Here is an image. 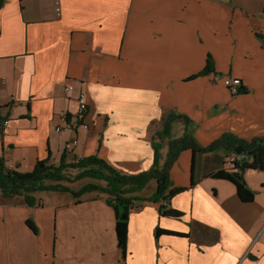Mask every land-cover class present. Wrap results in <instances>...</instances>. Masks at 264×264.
<instances>
[{
	"label": "crops",
	"instance_id": "1",
	"mask_svg": "<svg viewBox=\"0 0 264 264\" xmlns=\"http://www.w3.org/2000/svg\"><path fill=\"white\" fill-rule=\"evenodd\" d=\"M0 2V158L10 169L59 166L66 154L67 163L96 156L124 174L147 172L171 112L192 121L204 147L226 133L248 142L264 136V0ZM209 56L215 71L200 75ZM226 78L247 92L233 95ZM81 93L90 129L56 133L57 115L75 116ZM184 129L175 122L172 138ZM75 138L79 145L66 151ZM161 143L164 162L168 139ZM220 170H233L223 151L182 152L171 180L186 190L130 214L125 252L105 194L39 192L33 208L24 197H0V264H264V171L244 173L255 193L244 202L234 183L212 176ZM94 182L105 185L62 184L77 191ZM157 188L152 181L137 195ZM162 205L183 216H162ZM15 221L26 239L12 243ZM158 228L185 236L156 237Z\"/></svg>",
	"mask_w": 264,
	"mask_h": 264
},
{
	"label": "trees",
	"instance_id": "2",
	"mask_svg": "<svg viewBox=\"0 0 264 264\" xmlns=\"http://www.w3.org/2000/svg\"><path fill=\"white\" fill-rule=\"evenodd\" d=\"M2 3L0 2V7ZM264 43V36L258 35ZM215 71L213 58L209 56L205 69L200 75H207ZM244 87L240 93H246ZM1 108V106H0ZM183 121L185 124L184 133L180 138H172L174 123ZM191 120L184 115L169 113L164 121L163 129L158 132L154 139L155 162L152 169L137 175L124 174L106 161L96 156L76 159L74 163H67V156L63 154L61 164L54 166L49 160L38 161L32 172L22 173L7 166L6 160L0 158V197L13 198L15 196L24 197L27 206L33 208L39 205L35 197L39 192H62L70 193L75 198H81L85 194L99 193L107 195V203L116 212L117 234L119 247L123 252L126 251L128 241V224L130 214L139 208L145 202H166L170 203L172 198L184 192V188H173L171 180V170L180 154L186 150L194 153L208 154L217 151H223L227 157L236 153V149L244 147L246 152L241 154L242 159L234 162L231 172L220 170L212 176L218 179L228 180L237 187L238 195L244 202H252L255 199V193L248 188L244 178L247 170L254 169L264 171V136L253 139L251 142L244 141L232 133H226L209 146H202L189 129ZM168 139V155L162 162L161 148L162 141ZM158 140L159 142H155ZM251 152H253L251 154ZM68 170H77V174L70 176ZM85 178H90L99 183H89L79 190H73L62 182L75 183ZM152 181H156L158 188L149 198L137 195L143 191ZM162 216L171 218H181L183 213L168 207L161 206ZM27 224L37 232V226L29 220ZM161 235H179L170 231L158 228L156 237Z\"/></svg>",
	"mask_w": 264,
	"mask_h": 264
},
{
	"label": "built area",
	"instance_id": "3",
	"mask_svg": "<svg viewBox=\"0 0 264 264\" xmlns=\"http://www.w3.org/2000/svg\"><path fill=\"white\" fill-rule=\"evenodd\" d=\"M264 16V14H263ZM225 86L230 90L233 95L240 94L241 81L239 79L226 78L224 80ZM66 92L72 90L71 87H67ZM78 102V111L75 116H72L68 112H61L57 115L59 124L55 127L56 133H63L65 131L74 130L78 127H81L85 130L90 129V126L87 122V115L89 112V101L86 93H81L77 99ZM7 125L8 122H5ZM79 145L78 138H75L66 143V151H72L76 146ZM242 156L234 153L227 157V162L234 167V162L236 160H241Z\"/></svg>",
	"mask_w": 264,
	"mask_h": 264
},
{
	"label": "rangeland",
	"instance_id": "4",
	"mask_svg": "<svg viewBox=\"0 0 264 264\" xmlns=\"http://www.w3.org/2000/svg\"><path fill=\"white\" fill-rule=\"evenodd\" d=\"M264 17V16H263ZM233 79H238V78H233ZM240 80V79H239ZM241 83H242V80H240ZM243 87V83L241 84V87L240 89ZM179 127H176V131H178ZM67 173L70 175V176H74L77 171L76 170H68ZM68 183V182H67ZM70 184H73V187H79L80 184H74V183H70ZM151 191L150 189L147 190V194H149ZM47 194H52V193H47ZM20 221H15L14 222V227H13V230L12 232H10V238L12 239V243H17L19 239H26V236L24 234V227L22 225H20L19 223ZM19 223V224H18ZM46 236H47V233H46ZM47 240L48 239H45L43 245L45 247H47Z\"/></svg>",
	"mask_w": 264,
	"mask_h": 264
},
{
	"label": "water",
	"instance_id": "5",
	"mask_svg": "<svg viewBox=\"0 0 264 264\" xmlns=\"http://www.w3.org/2000/svg\"><path fill=\"white\" fill-rule=\"evenodd\" d=\"M235 152H236L238 155H241V154L245 153L246 150H245L244 147L241 146V147L237 148ZM252 153H253V152H251V154H252Z\"/></svg>",
	"mask_w": 264,
	"mask_h": 264
}]
</instances>
